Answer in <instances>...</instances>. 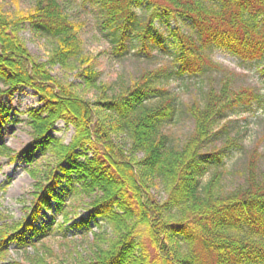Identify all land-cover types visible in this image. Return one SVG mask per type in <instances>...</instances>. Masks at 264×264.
I'll use <instances>...</instances> for the list:
<instances>
[{"label":"trees","instance_id":"16d2710c","mask_svg":"<svg viewBox=\"0 0 264 264\" xmlns=\"http://www.w3.org/2000/svg\"><path fill=\"white\" fill-rule=\"evenodd\" d=\"M60 1L30 0L28 10L15 12L0 3V159L13 164L22 157L33 181L24 216L9 222L1 206L9 183L0 185V264H39L8 256L38 251L55 236V222L68 224L70 194L88 201L86 215L70 228L83 229L93 239L89 255L76 264H264L261 156L248 155L243 183L227 190L223 151L240 145L227 137L221 150L204 151L216 135V118L254 103L264 108V94L235 88L232 74L208 56L214 49L225 51L255 66L264 82V0H93L103 13L104 29L119 36L117 54L129 32L150 56L147 43L160 40L153 19L164 21L175 49L174 75L200 77L207 84L201 100L183 111L166 88L171 75L163 69L142 72L116 87L99 81L82 54L80 26ZM140 9L149 12L146 20ZM170 21L188 31L171 29ZM26 24L53 42L50 63L78 64L82 85L57 81L48 63L29 53L20 35ZM215 74L220 80L208 84ZM20 89L33 92L40 106L23 113L32 139L15 153L2 135L9 104ZM92 91L95 97H85ZM181 112L192 130L174 143L167 128ZM59 122L74 131L68 144L53 136ZM120 137L129 150L116 143ZM36 153L48 158L41 170ZM63 181L69 183L67 193L59 189ZM158 186L167 196L163 203L152 194ZM47 213L49 220L39 222Z\"/></svg>","mask_w":264,"mask_h":264},{"label":"rangeland","instance_id":"374dc122","mask_svg":"<svg viewBox=\"0 0 264 264\" xmlns=\"http://www.w3.org/2000/svg\"><path fill=\"white\" fill-rule=\"evenodd\" d=\"M61 6L67 16L80 26L79 38L82 43V54L88 57L94 69L99 73V81L118 86L137 78L142 72L163 69L161 73L170 74L166 88L177 99V107L185 110L186 105L193 100H201L202 93L207 84L201 83L202 79L196 76H176L173 56L175 49L173 42L163 20L153 19L154 28L160 35V40L147 43L150 56L141 50V44L135 39L134 34L127 32L123 45V52L117 54L115 48L118 45V34L104 29L103 13L99 6L90 0L86 4L82 0H61ZM0 3L10 12L26 11L31 7L30 0H0ZM139 16L144 19L149 12L140 9ZM169 27H180L183 32L188 28L179 22H169ZM29 53L41 63H48L51 75L61 83L82 85V78L78 77L77 63L74 60L62 63H50L52 57L53 42L51 39L39 36L29 25H24L20 32ZM209 58L216 64L229 71L234 79L235 88L252 87L258 93L264 94V82L255 66L241 63L235 57L214 49L208 53ZM220 80L219 75H214L211 83L216 85ZM83 93V90L79 89ZM88 99L95 97V93L88 92ZM12 112L9 122L3 128L2 141L15 153L23 150L31 142L32 133L23 115L29 109L38 108L39 98L30 90L20 89L10 102ZM14 111V114H13ZM223 129V130H222ZM192 130V124L186 114L179 113L177 120L167 128V133L174 143L183 141ZM73 129L65 127L63 123L56 124L53 136L68 144L73 136ZM214 135L206 145L204 151L221 150L227 137L233 138L240 145V149L231 148L223 151L224 174L222 185L231 190L243 183V171L248 155L253 151L259 153V171L264 168V108L257 103L247 108H238L233 112L216 118L213 126ZM125 150L130 149L129 142L123 138L115 139ZM139 158L141 155H137ZM35 166L39 170L47 163V157H41L38 153L34 156ZM34 169V168H31ZM213 167L211 168V170ZM30 167L22 157L11 164L7 159H0V185L9 183L2 197V212L9 219L19 220L24 216L25 209L29 205V193L32 190L33 181L28 175ZM71 185V184H70ZM69 183L62 182L59 189L68 192ZM158 186L152 194L159 203L166 201L167 196ZM61 192H59L60 194ZM87 199L77 195L66 200L68 211L71 213V221L68 224L55 222L53 235L42 242L38 251L29 250L28 255L10 251L8 259L11 261H27L39 264H76L77 261L86 258L92 248V236L86 234L83 229L70 228L72 223L81 216L86 215ZM49 214L40 217L39 222L48 221ZM109 233V232H108ZM25 259V260H23Z\"/></svg>","mask_w":264,"mask_h":264}]
</instances>
